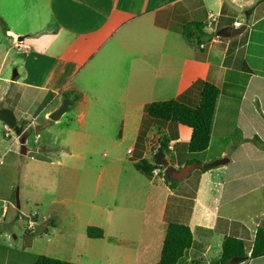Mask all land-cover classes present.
I'll return each mask as SVG.
<instances>
[{
    "label": "crops",
    "instance_id": "1",
    "mask_svg": "<svg viewBox=\"0 0 264 264\" xmlns=\"http://www.w3.org/2000/svg\"><path fill=\"white\" fill-rule=\"evenodd\" d=\"M26 1L22 7L19 3L21 12L14 24L26 22L28 25H23L18 32L5 27L3 17L6 15L0 17L4 24L3 39L8 41L9 48L14 45V40L27 36L20 44V51L15 49L16 57L20 55L24 59L17 60L12 56L13 74H17V80L2 79L0 75V80L11 82L16 88L13 104L21 105L17 111L27 108L25 113L34 115L44 106L37 116L47 122L46 117L60 106L64 94L73 90L80 100L73 101L72 109L68 107L66 110L76 119V127L72 130H77L81 138L100 140L97 135H87L86 131L99 130L100 120L107 128L113 120L115 127L127 130L123 134L120 132L119 142L123 141L126 133L131 135L125 153L132 169L135 162L146 161V157H151L148 163L154 164V155L149 154L150 142L154 139L158 144L157 152L162 140L168 139L166 152L172 153L173 159H168L163 153L167 168L179 170L190 158L183 148L189 142L191 129L167 122L165 127L153 133L150 130L156 124L145 119L148 105L174 100L196 108L202 84L209 83L218 88L209 146L194 157L209 151L211 137L221 133L223 122L217 115L222 119L223 104L233 102L237 105L234 122L239 138L234 142L228 139L203 164L225 158L226 162L208 170L199 169L202 171L191 183L186 178L175 186H170L158 174L150 178L141 175L147 183L145 198L159 193L152 204L157 202L159 206L162 203L163 213L159 221L157 218L158 222L145 223V230L150 229L148 243L137 252V260L143 256L140 264H155L156 256L152 261L143 262L154 254L160 256L165 230L171 223L187 226L193 238L192 247L178 264H196V260L209 264L219 259L220 252L212 249L215 239L208 231L222 233L220 241L226 237L242 241L249 257L255 232L264 225V8L254 20L249 18L256 7L248 18L245 17V23L236 17L232 25L217 27L223 7L221 0H199L200 3L195 0ZM230 1L241 8L240 13L254 7L257 2ZM198 8L202 9L201 13L204 11L203 17L201 14L192 17ZM210 9L216 15H211ZM209 16L216 18L214 30L206 27V35L198 42L186 41L182 37L178 25L189 24L190 18L191 22L204 25V19L208 22ZM223 17L233 16L226 12ZM173 24L177 25L172 27ZM241 25H246L245 31L234 38L215 35L221 28H238ZM8 52L1 56L0 71L9 57ZM151 58L154 66L150 64ZM170 59L173 63L169 62ZM29 61L31 76L25 73ZM35 75L38 76L36 80ZM10 111L17 124L18 114L11 107ZM127 119L131 124L126 123ZM214 126H218L215 134L212 132ZM40 130L37 127L34 131ZM128 130L134 131L129 133ZM255 137L263 145L252 142ZM14 143L19 146L16 139ZM74 143L67 138L60 145L70 152L69 148L71 145L75 147ZM42 144L49 146V143ZM43 150L37 149L40 154ZM58 157H61L58 164L69 167L71 171L79 166L74 165L75 158L71 152L63 151ZM23 163L19 160L16 164ZM14 171L17 175L19 169ZM193 183L195 185L191 188ZM6 201V197L0 199L1 217L9 209L4 204ZM210 254H216L218 258ZM241 264H264V256L253 260L248 258Z\"/></svg>",
    "mask_w": 264,
    "mask_h": 264
},
{
    "label": "rangeland",
    "instance_id": "2",
    "mask_svg": "<svg viewBox=\"0 0 264 264\" xmlns=\"http://www.w3.org/2000/svg\"><path fill=\"white\" fill-rule=\"evenodd\" d=\"M195 1L200 3L199 0ZM23 2L27 1L0 0V17L6 15L3 17L6 22L5 27L18 32L23 25H28L26 22L14 24L18 18L17 14L21 12L18 5L22 3V7ZM225 7H222L221 14L218 16L217 27L228 24L230 21L235 22L236 17L246 22L244 12L233 13ZM255 7V11L249 18L251 20H254L264 8V3L257 0L251 8ZM201 10L198 8L192 17L204 15V11L201 13ZM226 12L233 17L224 18ZM209 13L216 15V12L211 9ZM212 17L216 19L215 16ZM214 22L209 23L211 30H214ZM190 23H193L191 18ZM207 23L204 19L205 29ZM175 25L177 24H173L172 27ZM3 26L4 24L0 22V60L5 51H10L7 53L9 57L0 75L2 79L10 80L15 70L12 65V56L17 60L24 59V56L17 55L16 57L15 49L18 48L14 45L11 48L8 47V41L3 39ZM178 27L182 31L184 26L181 24ZM151 61L150 64L154 66L153 58ZM169 62L173 63L172 60ZM29 68L30 61L25 68V73L31 76ZM34 78L36 80L38 76L35 75ZM15 93L16 88L11 82L5 83L0 80V108L10 110L11 107L12 111L14 109V112L18 114L19 119L14 130H9L0 122V199L6 197L7 201L4 204L9 208L3 217L0 211V264H33L37 256L73 264H137V262L140 264L143 256L137 260V252L148 243L150 230H145V223L158 222L163 210H161L162 203H159V206L157 202L152 204L153 198H157L159 193L147 196L146 200L147 183L138 171L131 168L130 161L127 159L125 152L131 135L126 133L123 141L119 142L118 135L127 130L115 127L113 120L106 128L105 122L100 120L99 130L86 131L87 135H97L100 140L91 137L81 138L77 130H72L76 127V119L71 117L69 111L58 120V124L49 121L47 117L48 121L45 122L37 116L44 106L34 115L25 113L27 108L22 112L17 111L21 105L13 104ZM64 100L78 102L80 96H76L71 90L64 94ZM223 108L222 119L217 115L221 123L223 122V128L219 130L221 133L211 137L209 151L203 156L194 158L199 162L196 163L197 165L203 166V163L217 153V147L223 145L228 139L234 142L239 138L234 122L237 105L233 102H225ZM71 109L70 106L69 110ZM146 116V120H152L156 124V127L150 130L153 133L156 134L159 128L166 126L165 123L149 117L147 119ZM126 121L131 124L130 119ZM23 122H26L24 127ZM17 126H20L18 128L22 129L21 132H15L18 129ZM37 127L41 129L40 132L34 131ZM172 127L175 128V125ZM127 128L129 129L130 126L128 125ZM215 130H218V126H214L212 130L214 134ZM132 131L134 130H128L129 133ZM37 136L40 142L36 145L34 139ZM22 137L25 138L27 156L21 155L19 141ZM67 138L75 142V147L71 145L69 150L75 158L74 165L79 164V166L76 165L73 171L69 167L58 164L61 159L58 157L60 153L63 151L70 153L60 145ZM15 139L19 146L12 144ZM114 141L116 143H113ZM155 142V139L150 142L149 154L151 156L157 153L158 144ZM42 143H49V146ZM39 148L45 149L43 153H38ZM164 154L168 159H173L172 153L164 152ZM31 157L33 161L30 160ZM146 158L147 162L151 159V157ZM130 159L134 160V158ZM19 160L24 163L17 165ZM17 168L19 172L16 175L14 169ZM200 171L202 170H195L192 177L187 178L186 181L191 183ZM153 174H158L157 170L153 171ZM194 185L193 183L191 188ZM17 203L20 206L19 210L16 207ZM88 227L100 228L104 231L103 238H87L86 229ZM208 234L215 239L212 249L220 252V244L225 239L220 241L222 233L208 231ZM158 235L160 237V232ZM246 247L248 248V245ZM145 252L146 249H144ZM210 255L213 258L217 257L216 254ZM155 256V263L158 262L159 255L154 254L148 260L145 259L143 263L152 261ZM196 261L197 264H205Z\"/></svg>",
    "mask_w": 264,
    "mask_h": 264
},
{
    "label": "trees",
    "instance_id": "3",
    "mask_svg": "<svg viewBox=\"0 0 264 264\" xmlns=\"http://www.w3.org/2000/svg\"><path fill=\"white\" fill-rule=\"evenodd\" d=\"M225 7V5L223 4ZM227 8V7H225ZM233 24V21H230ZM191 28V29H190ZM205 26L201 23H189L185 25L181 31L182 37L186 41L198 42L204 37ZM219 96V90L215 86L204 83L202 84L199 102L196 108H191L179 101L169 100L163 102H154L146 107L147 117L163 123H174L186 126L191 129L189 142L183 149L186 155L190 158L185 162V165L196 163L195 154H201L207 150L210 142L211 128L215 105ZM26 122H23V127ZM20 126H17V128ZM22 129L18 128L17 132ZM255 144L261 146L263 143L258 139L252 140ZM168 139L164 138L159 145L162 154L167 150ZM134 169L146 178H150L153 171L158 170V176L165 179L164 171L167 169L165 159L162 161H154V164H149L145 160H139L134 163ZM209 168L203 169L208 170ZM170 186H175L176 183L166 180ZM86 236L89 239H102L103 231L100 228L88 227ZM193 238L190 229L182 224H168L165 230V235L160 251L159 261L155 264H178L185 253L192 247ZM264 256V229L258 227L255 232V237L247 257L243 242L233 238H225L221 244L219 259L209 264H241L246 259H258ZM33 264H73L58 259H53L45 256H37ZM197 264V263H196Z\"/></svg>",
    "mask_w": 264,
    "mask_h": 264
},
{
    "label": "water",
    "instance_id": "4",
    "mask_svg": "<svg viewBox=\"0 0 264 264\" xmlns=\"http://www.w3.org/2000/svg\"><path fill=\"white\" fill-rule=\"evenodd\" d=\"M222 3L231 11H233L234 13H240L241 12V8L237 5H235L233 2H231L230 0H221ZM261 2L264 3V0H261ZM253 11V8H250L246 11H244V15L245 17H249V15L251 14V12ZM246 29V25H241L238 28H232V27H224L221 28L220 30H218L215 34L218 38H234L236 36L241 35ZM27 36H22L17 38L16 42L17 43H21ZM18 76L15 73L14 76L12 77V81L17 80ZM73 106V101L71 100H63L60 104V106L53 111L51 114H49L47 116L49 121L52 122H57L61 116L63 114H65L66 110L68 107ZM0 122L2 124H4L6 127H8L10 130H14L16 128V121L15 118L13 116V113L7 109V108H0ZM25 142V138L22 137L19 141L20 144V149H21V155H26V147L24 145ZM154 159L156 161H162L163 160V154L161 152V150H159L157 152V154L154 156ZM226 159L223 160H219V161H215L212 162L210 164L207 165H197L196 163H192L189 165H186L184 167H182L179 170H175L174 168H167L164 172V176L166 180L172 181L174 183H179L182 180H185L186 178L189 177V175L195 171V170H199L202 168H210V167H215L218 165L223 164L224 162H226ZM17 208L19 207L18 203H17ZM263 229H264V225H263Z\"/></svg>",
    "mask_w": 264,
    "mask_h": 264
},
{
    "label": "built area",
    "instance_id": "5",
    "mask_svg": "<svg viewBox=\"0 0 264 264\" xmlns=\"http://www.w3.org/2000/svg\"><path fill=\"white\" fill-rule=\"evenodd\" d=\"M215 21V19L212 17V16H209L208 17V23H207V25H208V27L210 28L211 26H209V23L210 22H214ZM14 46L16 47V48H20V44H18V43H15L14 44ZM37 142H39V138H38V136L34 139V144H36L37 145ZM128 153H130V150L128 151ZM155 172V171H154ZM157 172H159L158 170H157ZM156 175V174H155Z\"/></svg>",
    "mask_w": 264,
    "mask_h": 264
},
{
    "label": "clouds",
    "instance_id": "6",
    "mask_svg": "<svg viewBox=\"0 0 264 264\" xmlns=\"http://www.w3.org/2000/svg\"><path fill=\"white\" fill-rule=\"evenodd\" d=\"M215 20H216V19H215ZM212 23H213V22H212ZM206 27L209 28L207 25H206ZM216 32H217V31H216ZM215 35H216V34H215ZM15 43H17L16 40H15ZM18 44H21V43H18ZM4 126H5V125H4ZM6 129H7V128H6ZM7 130H8V129H7ZM9 130H10V129H9ZM15 132H16V131H15Z\"/></svg>",
    "mask_w": 264,
    "mask_h": 264
},
{
    "label": "flooded vegetation",
    "instance_id": "7",
    "mask_svg": "<svg viewBox=\"0 0 264 264\" xmlns=\"http://www.w3.org/2000/svg\"><path fill=\"white\" fill-rule=\"evenodd\" d=\"M246 11V10H245Z\"/></svg>",
    "mask_w": 264,
    "mask_h": 264
}]
</instances>
